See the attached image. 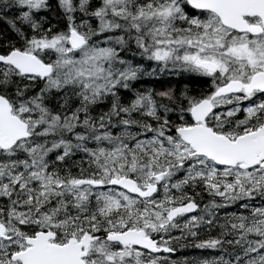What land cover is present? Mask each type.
<instances>
[{
    "label": "snow or ice",
    "instance_id": "obj_1",
    "mask_svg": "<svg viewBox=\"0 0 264 264\" xmlns=\"http://www.w3.org/2000/svg\"><path fill=\"white\" fill-rule=\"evenodd\" d=\"M0 264H264V0H0Z\"/></svg>",
    "mask_w": 264,
    "mask_h": 264
}]
</instances>
